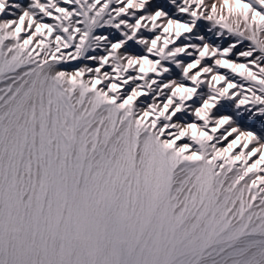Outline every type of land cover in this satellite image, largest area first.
I'll return each mask as SVG.
<instances>
[{"label":"snow or ice","instance_id":"1","mask_svg":"<svg viewBox=\"0 0 264 264\" xmlns=\"http://www.w3.org/2000/svg\"><path fill=\"white\" fill-rule=\"evenodd\" d=\"M0 264H264V0H0Z\"/></svg>","mask_w":264,"mask_h":264},{"label":"rangeland","instance_id":"2","mask_svg":"<svg viewBox=\"0 0 264 264\" xmlns=\"http://www.w3.org/2000/svg\"><path fill=\"white\" fill-rule=\"evenodd\" d=\"M101 2H103V0H101ZM111 7H115V4L113 3V4L111 5ZM108 14H109V13H107V12L105 13V18H107ZM127 34H128V33L126 32V35H127ZM173 63H174V61H173Z\"/></svg>","mask_w":264,"mask_h":264}]
</instances>
